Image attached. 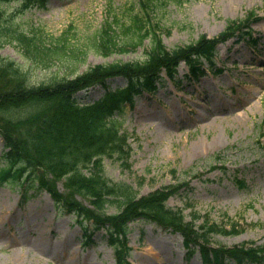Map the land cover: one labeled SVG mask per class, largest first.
Listing matches in <instances>:
<instances>
[{"label":"rangeland","instance_id":"rangeland-1","mask_svg":"<svg viewBox=\"0 0 264 264\" xmlns=\"http://www.w3.org/2000/svg\"><path fill=\"white\" fill-rule=\"evenodd\" d=\"M64 1L25 10L22 0L0 1V10L6 24L9 14L15 13V21L24 26L41 24L55 35L70 23L79 33L85 28L92 31L110 11H138L135 0ZM251 10L260 17L249 24L258 40L248 44L229 39L218 47L209 73L177 84L166 79L163 88L126 107L119 117L131 146L128 162L104 160L106 177L131 184L139 194L189 180L190 187H182L167 205L182 209L188 220L198 215L197 224L206 216L220 224L228 223L226 215L232 217L240 232L211 238L212 243L228 246L243 241L264 244V0H156L150 20L162 44L172 50L195 43L202 34L216 36L229 19H242ZM148 48L145 39L134 52L124 54L103 57L89 50L79 71L98 63L141 60ZM0 55L25 62L13 44L0 46ZM26 66L30 79L36 81L58 69L30 62ZM218 66L220 72L215 70ZM186 72L181 64L179 78ZM122 84L120 78L108 82L110 87ZM102 90L95 86L78 96L95 99ZM216 153L223 155L224 172L219 166L210 169ZM196 171L200 178L192 176ZM58 186L62 190L60 182ZM18 199L15 189L0 185V264H116L102 232L84 243L72 215L58 214L46 192L36 193L23 205ZM129 228L131 264H202L196 255L184 260L177 234L139 221Z\"/></svg>","mask_w":264,"mask_h":264},{"label":"trees","instance_id":"trees-1","mask_svg":"<svg viewBox=\"0 0 264 264\" xmlns=\"http://www.w3.org/2000/svg\"><path fill=\"white\" fill-rule=\"evenodd\" d=\"M50 1L23 0V8L44 7ZM135 4L137 12L129 8L120 14L110 11L92 31L85 28L79 33L70 23L56 35L41 24L14 22L11 15L6 24L0 10V46L15 45L25 60L19 63L0 55V185L16 188L20 204L36 192L46 191L58 213L75 215L85 239L94 230L103 231L118 264H129L126 234L128 224L136 220L178 233L187 258L197 251L205 264H261L263 246L210 243L211 234L235 233L234 225L227 229L207 219L196 226L181 211L168 208L165 201L176 194L178 186L170 184L138 195L129 184L113 182L103 172L105 158L128 162L127 134L120 127L121 121L111 117L113 111L122 112L136 95L153 91L162 80V72L173 77L181 60L189 72L200 75V63L212 60L219 43L232 36L237 40L253 38L246 29L259 17L249 11L243 19L229 20L214 38L202 34L195 44L169 50L150 23L156 0H135ZM145 39L149 48L141 60L94 64L79 71L89 50L103 57L124 54L134 52ZM27 62L58 69L41 81L31 80ZM118 77L125 80L123 86L107 87L109 79ZM96 85L104 88L99 97L82 100L77 95ZM60 179L65 192L57 188ZM76 195L91 206L82 204ZM108 207L115 211L108 212Z\"/></svg>","mask_w":264,"mask_h":264}]
</instances>
